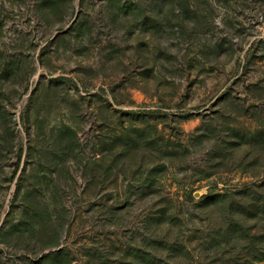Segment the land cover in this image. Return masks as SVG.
I'll return each instance as SVG.
<instances>
[{
  "label": "rangeland",
  "instance_id": "374dc122",
  "mask_svg": "<svg viewBox=\"0 0 264 264\" xmlns=\"http://www.w3.org/2000/svg\"><path fill=\"white\" fill-rule=\"evenodd\" d=\"M0 264H264V0H0Z\"/></svg>",
  "mask_w": 264,
  "mask_h": 264
}]
</instances>
